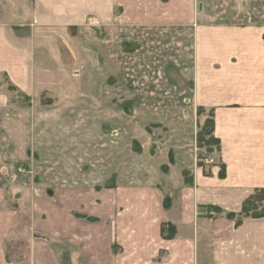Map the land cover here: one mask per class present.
Returning <instances> with one entry per match:
<instances>
[{"label":"crops","instance_id":"obj_1","mask_svg":"<svg viewBox=\"0 0 264 264\" xmlns=\"http://www.w3.org/2000/svg\"><path fill=\"white\" fill-rule=\"evenodd\" d=\"M196 2L0 0V264H264V215L240 214L264 190V23L201 24ZM186 26H203L190 88L179 90L190 111L174 118L169 150L150 156L160 160L154 174L34 192L14 158L29 156L38 97L70 92L58 91L62 56L92 57L96 29L102 39L109 29ZM47 29L66 37L65 50ZM199 109L211 111L220 141L209 173L197 166Z\"/></svg>","mask_w":264,"mask_h":264},{"label":"rangeland","instance_id":"obj_2","mask_svg":"<svg viewBox=\"0 0 264 264\" xmlns=\"http://www.w3.org/2000/svg\"><path fill=\"white\" fill-rule=\"evenodd\" d=\"M196 4L202 6L201 24L264 23V0H197ZM196 30V26L109 29L100 39L101 30L96 29L92 57L85 58L81 51L75 57L63 55L65 72H55L62 73L58 91L68 87L70 92L38 97L32 109L29 156L14 158L23 181L34 192H46L59 184L105 185L153 175L160 160L150 156L159 151L157 145L169 150L176 138L173 121L178 124L184 110L190 111L183 101L188 94L181 93L180 87L184 81V87L190 88L187 80L193 70ZM46 33L66 49V37L60 31L47 29ZM73 68L80 72L72 75ZM176 86L179 89L174 90ZM10 95L17 100L22 97L17 91ZM173 102L179 110L169 109L166 103ZM173 111L177 114L172 115ZM199 115L202 124L198 123L197 133L211 111L199 109ZM138 145L143 152H137ZM196 145L198 157L217 149L204 144L201 148L197 138Z\"/></svg>","mask_w":264,"mask_h":264},{"label":"trees","instance_id":"obj_3","mask_svg":"<svg viewBox=\"0 0 264 264\" xmlns=\"http://www.w3.org/2000/svg\"><path fill=\"white\" fill-rule=\"evenodd\" d=\"M214 121L212 118V113L210 119L204 124L203 128L197 133V142L202 148L203 144L205 146H217L219 147L220 141L213 134ZM213 150V149H212ZM211 149L209 151H212ZM260 203V204H258ZM261 209V210H260ZM242 216L245 217H260L264 215V190L256 189L244 202L242 205V211L240 212ZM232 216V215H231ZM166 226L163 228V234L167 237H171L174 231L166 232ZM168 228L174 230L172 224H168Z\"/></svg>","mask_w":264,"mask_h":264},{"label":"built area","instance_id":"obj_4","mask_svg":"<svg viewBox=\"0 0 264 264\" xmlns=\"http://www.w3.org/2000/svg\"><path fill=\"white\" fill-rule=\"evenodd\" d=\"M215 158L212 155H206V156H197V166L202 169L204 172L211 169L213 165H215ZM210 167V168H209Z\"/></svg>","mask_w":264,"mask_h":264}]
</instances>
